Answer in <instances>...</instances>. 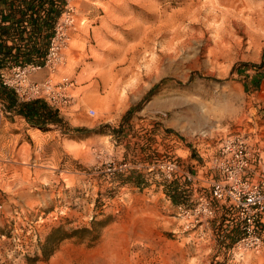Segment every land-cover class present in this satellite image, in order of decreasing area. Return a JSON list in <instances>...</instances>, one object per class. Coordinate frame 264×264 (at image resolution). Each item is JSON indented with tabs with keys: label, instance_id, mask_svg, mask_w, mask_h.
Returning <instances> with one entry per match:
<instances>
[{
	"label": "rangeland",
	"instance_id": "374dc122",
	"mask_svg": "<svg viewBox=\"0 0 264 264\" xmlns=\"http://www.w3.org/2000/svg\"><path fill=\"white\" fill-rule=\"evenodd\" d=\"M68 9L60 60L29 77L69 80V103L53 106L66 124L34 127L0 98V264H264V248H234L245 222L231 227L225 205L186 228L160 167L178 157L188 173L190 156L204 165L232 134L264 150V0ZM210 179L177 180L178 202L195 206ZM57 228L65 237L45 258Z\"/></svg>",
	"mask_w": 264,
	"mask_h": 264
},
{
	"label": "built area",
	"instance_id": "2783aa9c",
	"mask_svg": "<svg viewBox=\"0 0 264 264\" xmlns=\"http://www.w3.org/2000/svg\"><path fill=\"white\" fill-rule=\"evenodd\" d=\"M74 20V15L68 9L58 21L43 65L13 64L9 70L2 71L4 84L16 92L20 101L41 99L52 107L69 103L70 83L67 78L54 83L51 78L38 82L29 77L32 72L44 67L53 69L56 66L67 44L63 42L66 38L65 30ZM89 112L95 114L94 109ZM207 157L208 162L203 168L207 174H211L209 194L201 195L193 207L185 203L177 206L180 215L187 218L186 228L198 224L209 226L217 216V204L225 205V216L236 217L231 227L236 225L238 219L245 222L243 234L235 242L234 248L239 252H259L264 248V150L251 143L243 134H232L223 138ZM181 164L180 158L175 157L160 167L163 171L167 169V178L178 181L182 179L184 186L190 188V185L195 184L197 175L186 172L182 174Z\"/></svg>",
	"mask_w": 264,
	"mask_h": 264
},
{
	"label": "trees",
	"instance_id": "16d2710c",
	"mask_svg": "<svg viewBox=\"0 0 264 264\" xmlns=\"http://www.w3.org/2000/svg\"><path fill=\"white\" fill-rule=\"evenodd\" d=\"M65 3L66 0H0V98L6 101L10 111L25 118L30 125L44 130L66 124L59 110L41 99L20 102L16 92L4 84L1 74L13 64H44ZM252 67L260 65L252 64ZM176 182L170 181L165 186L172 201L179 204L182 201L178 202V190L183 187L180 188ZM59 230L54 229L42 244L45 258L53 254L54 248L51 247L54 243L65 237L56 238Z\"/></svg>",
	"mask_w": 264,
	"mask_h": 264
},
{
	"label": "crops",
	"instance_id": "0c3cea01",
	"mask_svg": "<svg viewBox=\"0 0 264 264\" xmlns=\"http://www.w3.org/2000/svg\"><path fill=\"white\" fill-rule=\"evenodd\" d=\"M9 43H11V42H9ZM20 116V115H19ZM22 117V116H21ZM187 157V156H186ZM189 163H190V168L192 169H190L189 170V172H188V174L189 173H195L196 175L197 174H200L202 171H205L204 170V168H203V163L202 162H200V161H198L197 159H196V157H193V156H190L189 157ZM194 163H196V164H194ZM195 165V166H194ZM195 169V170H194ZM198 178H199V176H198ZM196 182V181H195ZM195 185V184H194ZM190 189V188H189Z\"/></svg>",
	"mask_w": 264,
	"mask_h": 264
}]
</instances>
